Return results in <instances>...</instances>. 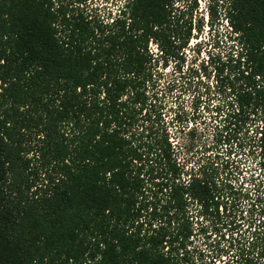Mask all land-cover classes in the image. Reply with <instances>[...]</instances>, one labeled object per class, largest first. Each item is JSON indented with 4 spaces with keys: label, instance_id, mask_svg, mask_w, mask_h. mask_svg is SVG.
<instances>
[{
    "label": "trees",
    "instance_id": "trees-1",
    "mask_svg": "<svg viewBox=\"0 0 264 264\" xmlns=\"http://www.w3.org/2000/svg\"><path fill=\"white\" fill-rule=\"evenodd\" d=\"M93 1L0 0V264H215L190 249L192 208L220 217L247 141L264 174V0L225 5L237 51L218 68L215 157L197 171L178 161L160 72L201 30L197 0ZM241 179L255 192L243 264H264V180Z\"/></svg>",
    "mask_w": 264,
    "mask_h": 264
},
{
    "label": "rangeland",
    "instance_id": "rangeland-1",
    "mask_svg": "<svg viewBox=\"0 0 264 264\" xmlns=\"http://www.w3.org/2000/svg\"><path fill=\"white\" fill-rule=\"evenodd\" d=\"M123 1V0H122ZM121 0H94L92 3L99 5L101 9L117 12L121 7ZM188 0H181L185 5ZM228 0H197V12L194 14L196 24L201 28L195 33L189 48L185 52L182 61L169 62L167 69H162L165 85L173 82V92L166 96L167 109L165 110L167 119L175 118V113L180 115V119L174 124V141L179 152L178 161L185 167V170L197 171L199 166H206L213 162L215 155L212 152L214 142L215 114L209 111L214 105L222 103L224 96L217 92V80L220 77V70L232 50L237 51L231 40L230 28L224 18L225 5ZM216 7L219 19L212 21L209 15V7ZM156 53V46H151ZM196 127V132L191 135L192 129ZM249 136L255 134L250 132ZM256 142L250 150L251 142L247 141L245 151L238 150L231 156L230 164L239 167L233 173V177H239L240 181L235 184V189L239 192L222 199L223 207L220 217L207 219L201 217L196 206L192 208V222L194 223V236L190 249L193 256L209 262L216 258L215 264L232 261L244 263L247 258L254 256L253 248L250 246L249 231L247 223L242 219L247 217L251 201L246 199V194L254 199V190L251 186L244 185L241 191V175L250 178L254 174L256 178L264 180L259 164ZM226 155L227 150H219ZM253 153V154H252ZM225 160V159H224ZM189 170V171H190ZM231 171L236 170L231 166ZM241 175H238L240 171ZM231 177V176H230ZM227 209V210H226ZM243 212V215L241 214Z\"/></svg>",
    "mask_w": 264,
    "mask_h": 264
}]
</instances>
